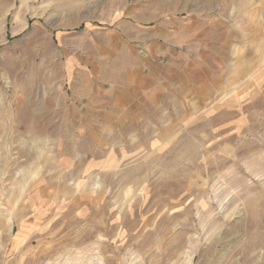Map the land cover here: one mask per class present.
I'll return each instance as SVG.
<instances>
[{"label":"rangeland","instance_id":"obj_1","mask_svg":"<svg viewBox=\"0 0 264 264\" xmlns=\"http://www.w3.org/2000/svg\"><path fill=\"white\" fill-rule=\"evenodd\" d=\"M173 14L176 57L240 93L198 111L171 89L100 127L106 81ZM0 264H264V0H0Z\"/></svg>","mask_w":264,"mask_h":264},{"label":"crops","instance_id":"obj_2","mask_svg":"<svg viewBox=\"0 0 264 264\" xmlns=\"http://www.w3.org/2000/svg\"><path fill=\"white\" fill-rule=\"evenodd\" d=\"M166 19L158 21L157 26H155L156 31L152 36L144 35L143 37V34H141L143 39L139 38V44L148 49V54L140 48L136 53L135 64L127 66L125 74L118 84H114L112 80L106 81L108 83L106 87L110 91L112 100L110 102L111 106L104 110V122L96 121L100 127H113L115 120L118 123L125 121V119L129 120L134 117L136 119L137 114H141L145 110V105H159L163 102V99L169 97L171 89L175 91H182L186 87L188 89H199L201 105L198 111H203L201 109L203 105L207 106L208 90L222 92L223 88H228L232 90L233 94L240 93L238 78L232 79L231 85L224 86L222 70L220 74H216L213 78L206 75L203 77L197 75L201 71L207 72L210 63L207 58L197 59L195 63H185L182 57H176L172 49L192 41L193 27L190 18L186 16L173 14L170 18L167 16ZM180 21H183V24L178 25L177 23ZM195 29L199 33L198 49H202L208 41L205 33L210 30L214 35H217L215 34L216 30H221V27H208L205 25L201 28L195 27ZM145 37L147 38L146 41ZM213 41L219 44L221 42L222 46L223 36L219 39L214 37ZM168 56L170 63L167 60ZM219 62H222V58H219ZM169 71H172V73L169 74ZM238 71L237 68V73ZM193 73L196 74L195 78L191 77ZM87 78L88 83H91L90 78L88 76ZM88 85L90 86V84ZM145 101L146 103H144ZM216 105L223 107V103H216Z\"/></svg>","mask_w":264,"mask_h":264}]
</instances>
